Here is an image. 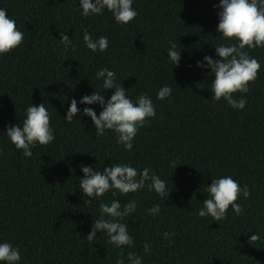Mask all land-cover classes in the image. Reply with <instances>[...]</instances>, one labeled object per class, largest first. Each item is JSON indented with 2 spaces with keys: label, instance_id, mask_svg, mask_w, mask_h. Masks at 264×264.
Segmentation results:
<instances>
[{
  "label": "trees",
  "instance_id": "trees-1",
  "mask_svg": "<svg viewBox=\"0 0 264 264\" xmlns=\"http://www.w3.org/2000/svg\"><path fill=\"white\" fill-rule=\"evenodd\" d=\"M219 4L133 0L138 15L121 25L106 8L84 17L80 0H0V9L24 34L18 48L0 55V243L19 248L18 264H116L121 253L129 264V252L143 264H264V48L244 49L261 65L251 91L234 95L247 100L245 108L234 109L223 98L213 102L215 77L197 61L219 60L216 46L237 44L217 32ZM85 30L94 40L107 37V50L88 49ZM61 31L75 51H65ZM169 41L179 48L178 66L168 57ZM105 67L134 103L147 95L156 108L131 151L117 143L112 130L97 137L91 117L83 114L86 107L97 115L103 110L98 103H80L85 95L99 91L107 101L115 92L97 79ZM164 86L172 94L160 100ZM72 99L80 112L68 123ZM41 103L55 139L47 146L37 143L27 157L11 143L7 129L22 127L26 109ZM82 164L99 172L116 164L138 173L147 168L166 182L169 198L150 191L149 181L126 197L113 189L85 204L90 198L80 188ZM226 176L249 188L251 195L241 194L237 201L243 214L229 207L219 222L200 217L208 186ZM113 200L136 201V211L121 221L133 237L131 247L117 248L106 233L97 232L91 243L87 239L101 217L100 203ZM157 204L159 214H149ZM165 232L175 235L165 239ZM255 234L259 240L249 243Z\"/></svg>",
  "mask_w": 264,
  "mask_h": 264
},
{
  "label": "clouds",
  "instance_id": "clouds-1",
  "mask_svg": "<svg viewBox=\"0 0 264 264\" xmlns=\"http://www.w3.org/2000/svg\"><path fill=\"white\" fill-rule=\"evenodd\" d=\"M133 0H80V7L83 9L82 15L89 17L93 14H101L106 8L111 12L117 23L127 25L133 21L138 13L132 7ZM219 12L220 22L217 32L227 40H235L237 44L216 46L217 55L221 58L214 60L211 56H205L204 61H197L201 68H210L209 75H214L211 84L213 102H218L222 98L232 108L243 110L247 100L243 98L235 99L236 93L246 94L251 91L250 83H254L258 78L261 65L257 59L251 57L244 49L264 48V0H220ZM60 41L65 46V51L72 47V39L61 31ZM24 39V34L18 30L14 19L8 17L5 9H0V55H5L18 48ZM85 45L93 52L97 50L104 52L108 48L107 37H99L94 40L87 30L83 36ZM168 57L175 66L181 60L180 51L175 42L169 41ZM97 79L103 78L102 88L115 89L107 101L103 94L96 91L92 95H85L80 103L92 105L100 104L102 111L97 113L89 107L83 109V114L91 117L96 128L97 137L103 136L106 130H112L117 134V143L124 146L125 150L131 151L133 140L139 129L147 126L149 118L156 116V108L150 97L140 95L134 103L126 95V89L116 84L115 72L108 68L98 71ZM172 88L162 87L157 98L164 100L170 97ZM77 100L72 99L65 117L71 123L74 117L80 112ZM50 114L44 103L39 106L33 104L26 109V119L20 126H9L7 136L11 143L27 157L33 155L31 149L37 143L43 146L51 144L55 136L50 125ZM2 154V153H0ZM172 166L176 169L175 162ZM84 177L80 179V188L86 197L85 204H90L93 200L103 197L110 190H116L121 195L127 196L135 193L146 186L150 191L154 190L162 199L170 195L166 182L155 173L150 174V170L145 168L142 173L128 164H116L104 168L103 172L93 170L91 166L81 165ZM209 198L203 202L204 207L200 209L199 216H211L219 222L226 219L229 207L237 215L243 214V207L237 203L241 194L247 199L251 193L247 185L243 188L231 176L213 179L207 188ZM115 195V192H113ZM136 201L121 204L118 200H113L111 204L100 203L101 217L94 220V226L87 236L89 243L97 236V232L106 233L108 242L117 248L123 246H133V237L128 232V226L121 221L136 211ZM160 205H154L147 211L155 216L160 212ZM105 216L108 219H105ZM165 239L174 236V233L165 232ZM259 240L258 235H252L249 243L254 244ZM145 253L150 252V246L145 244ZM21 260L19 248L13 247L11 243H0V262L6 264H18ZM129 264H143V258L135 253H128ZM116 264H125L123 253L121 258L116 260Z\"/></svg>",
  "mask_w": 264,
  "mask_h": 264
}]
</instances>
